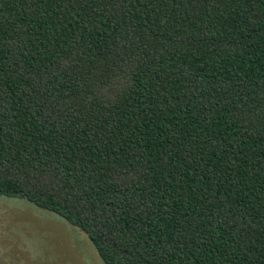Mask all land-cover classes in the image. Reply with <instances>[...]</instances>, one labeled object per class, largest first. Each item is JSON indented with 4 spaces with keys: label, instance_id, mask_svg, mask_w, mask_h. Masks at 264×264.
<instances>
[{
    "label": "trees",
    "instance_id": "trees-1",
    "mask_svg": "<svg viewBox=\"0 0 264 264\" xmlns=\"http://www.w3.org/2000/svg\"><path fill=\"white\" fill-rule=\"evenodd\" d=\"M0 196L104 264H264V0H0Z\"/></svg>",
    "mask_w": 264,
    "mask_h": 264
},
{
    "label": "rangeland",
    "instance_id": "rangeland-1",
    "mask_svg": "<svg viewBox=\"0 0 264 264\" xmlns=\"http://www.w3.org/2000/svg\"><path fill=\"white\" fill-rule=\"evenodd\" d=\"M0 264H104L87 234L29 201L0 196Z\"/></svg>",
    "mask_w": 264,
    "mask_h": 264
}]
</instances>
